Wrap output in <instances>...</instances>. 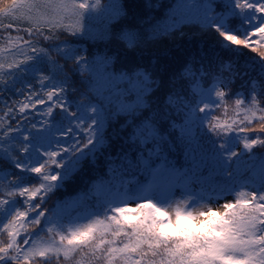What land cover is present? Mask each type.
<instances>
[{
	"label": "snow or ice",
	"instance_id": "snow-or-ice-1",
	"mask_svg": "<svg viewBox=\"0 0 264 264\" xmlns=\"http://www.w3.org/2000/svg\"><path fill=\"white\" fill-rule=\"evenodd\" d=\"M107 7L0 0V264H264V0H172L143 33L117 32L135 48L194 25L236 54L187 62L159 105L150 72L73 46L113 38L92 28ZM244 50L256 56L238 63ZM120 118L121 145L105 153ZM98 153L104 171L78 206H48Z\"/></svg>",
	"mask_w": 264,
	"mask_h": 264
},
{
	"label": "trees",
	"instance_id": "trees-1",
	"mask_svg": "<svg viewBox=\"0 0 264 264\" xmlns=\"http://www.w3.org/2000/svg\"><path fill=\"white\" fill-rule=\"evenodd\" d=\"M153 4L157 2L162 5L157 8H149L146 6V0H101L102 5H109L104 10V14L92 21L94 31L99 30L103 26H111L113 33L112 39H93L88 36L76 37L73 39V46L83 49L82 55L88 57H100L105 54L115 58V68L121 69H145L150 72L154 79L160 82L159 89L152 95L151 103L159 105L163 102L164 94L168 91L171 78L179 73L184 65L189 61L203 63L207 67L210 63L214 64L220 58H233L236 56L234 52L226 51L221 48L219 38L215 34L201 33L196 26H186L183 29L184 35L179 33L167 37H160L155 40L141 43L135 48H127L124 43L116 40L115 34L121 30L139 29L142 33L146 24L141 22L145 18H160L165 12L167 5L172 0H152ZM126 11V16L109 19V13L113 7L120 8ZM219 10V9H217ZM71 39V38H70ZM256 54L244 50V54L237 59L238 63L250 61L251 57ZM255 75V72L251 73ZM73 80L81 90L84 85L80 83V77L74 76ZM242 85L241 80H237L230 87L233 90L239 89ZM79 98V97H77ZM232 97L228 98L227 117L233 116ZM224 109H218L212 113L218 116L221 120L226 117L223 115ZM123 118L108 128L110 135H115V139L111 140V147H105L103 152H115L121 145V135L118 131ZM257 154L264 153V148L257 146L254 149ZM247 159V157H245ZM103 155L98 153L95 164L91 157L86 158L82 162V166L70 178L65 179L63 186L54 190L48 199V206L56 209L59 207L65 208L66 211H71L78 206L77 197L82 192H87L91 186L92 180L97 174L104 171ZM257 167L260 164L259 158L250 162ZM54 264V261L52 262Z\"/></svg>",
	"mask_w": 264,
	"mask_h": 264
},
{
	"label": "rangeland",
	"instance_id": "rangeland-1",
	"mask_svg": "<svg viewBox=\"0 0 264 264\" xmlns=\"http://www.w3.org/2000/svg\"><path fill=\"white\" fill-rule=\"evenodd\" d=\"M131 207H134V205H131ZM213 207H216V205H213Z\"/></svg>",
	"mask_w": 264,
	"mask_h": 264
}]
</instances>
